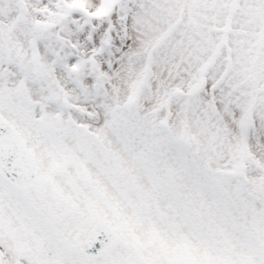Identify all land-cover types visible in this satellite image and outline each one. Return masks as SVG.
<instances>
[{
  "label": "snow or ice",
  "instance_id": "snow-or-ice-1",
  "mask_svg": "<svg viewBox=\"0 0 264 264\" xmlns=\"http://www.w3.org/2000/svg\"><path fill=\"white\" fill-rule=\"evenodd\" d=\"M0 264H264V0H0Z\"/></svg>",
  "mask_w": 264,
  "mask_h": 264
}]
</instances>
